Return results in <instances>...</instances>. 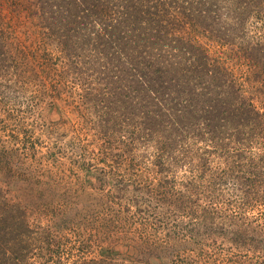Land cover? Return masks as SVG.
Returning a JSON list of instances; mask_svg holds the SVG:
<instances>
[{"label": "trees", "instance_id": "obj_1", "mask_svg": "<svg viewBox=\"0 0 264 264\" xmlns=\"http://www.w3.org/2000/svg\"><path fill=\"white\" fill-rule=\"evenodd\" d=\"M0 105L67 116L103 229L0 188V264H264V0H0Z\"/></svg>", "mask_w": 264, "mask_h": 264}, {"label": "rangeland", "instance_id": "obj_2", "mask_svg": "<svg viewBox=\"0 0 264 264\" xmlns=\"http://www.w3.org/2000/svg\"><path fill=\"white\" fill-rule=\"evenodd\" d=\"M19 31L20 29L16 27L15 33L21 35ZM50 49H53L51 51L54 53V47L50 46ZM67 115L70 119V114ZM72 118L74 125L78 124L79 127H83L85 133L87 132L82 137L84 144L95 145L96 140L87 129L88 122L83 123L76 112ZM65 119L67 116L51 109L50 105H0V139L4 142L3 146L7 147V151L0 159V188L10 193L7 195L12 199L14 197L16 201L21 198L24 207L30 209L34 219L39 207L38 198L41 197L44 198V203L49 205L46 207L47 211L56 209L57 212L58 207L63 206V209H66L67 206V218L70 216L69 210L73 207L80 215L75 218L81 219V226L77 228L82 230L80 239L87 247L86 251L90 252V255H95V245L98 241H93V238L100 239L101 232L98 228L103 231L99 219L102 209H99L96 203L99 201L96 196L89 198L82 194L81 171L68 164L66 160L61 161V157L53 151L54 147L63 145L68 139L65 138V133L69 122ZM13 131L15 140L10 137ZM30 142L35 144V148H31ZM23 144L27 145L26 149H23ZM11 146L15 149L10 150ZM58 160L60 163L57 164ZM57 166L63 171H58ZM37 186L41 191L38 190L35 194L33 191ZM80 206L86 209L85 213ZM71 216L74 218V211ZM65 264H69V261H65Z\"/></svg>", "mask_w": 264, "mask_h": 264}]
</instances>
